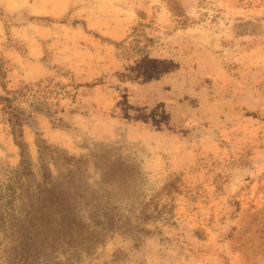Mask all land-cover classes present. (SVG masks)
I'll return each instance as SVG.
<instances>
[{
	"label": "rangeland",
	"instance_id": "374dc122",
	"mask_svg": "<svg viewBox=\"0 0 264 264\" xmlns=\"http://www.w3.org/2000/svg\"><path fill=\"white\" fill-rule=\"evenodd\" d=\"M0 57V264H264V0H0Z\"/></svg>",
	"mask_w": 264,
	"mask_h": 264
},
{
	"label": "trees",
	"instance_id": "16d2710c",
	"mask_svg": "<svg viewBox=\"0 0 264 264\" xmlns=\"http://www.w3.org/2000/svg\"><path fill=\"white\" fill-rule=\"evenodd\" d=\"M8 65H10L9 61L7 59H4L3 57H0V77L2 78L6 77L7 72L10 70V67H8ZM42 82H43L42 80H38L33 83L23 84V86L18 91H15L14 93L16 94V96L18 95H21L22 97L30 96L33 100L37 102V104L38 103L47 104V103H44L46 102L44 101V99H45V91L48 89L47 88L48 84L43 85ZM1 87L3 88V90L6 91L7 94L12 93V91H9L6 89L4 83H1ZM59 90H62V89H59ZM58 93H60V91L57 90L55 94H58ZM14 98L16 97H13L10 99L7 96L6 97L0 96V100L6 101V107L11 110H15L17 108L16 105H12V101L14 100ZM46 110L48 111V105L46 106ZM19 112L21 113L22 111H14L12 113V115L15 118V121H17L19 118L18 117ZM19 146L21 148V153H20L21 160L18 165V169L24 170V172L27 174L30 172L29 163L27 162L26 156L23 153L22 146L20 144ZM59 195L56 192V193L51 194V197L57 200ZM56 202L57 201H54V203L52 204H55ZM57 208H59V206H57ZM71 210L72 209L68 207L66 209V212H69V214L60 216L61 214L58 212V209H56L55 210L57 212L56 218L54 219L52 218V220L51 219L44 220L43 217L38 216L37 218L34 215H30L29 217H27V220L20 219V218L17 219L19 222L18 226L21 228V230H19L20 232L17 235H14L15 243H14V248H13V253H14L13 260H17L21 262L25 261L29 253L36 254L38 252L37 250L38 246H41L42 248H48L50 252L54 251L55 244H57L58 242H62L63 241L62 238L66 236V232L65 233L64 231L62 232L61 224L67 225V227H70V228H73L77 225L76 220L70 217L71 212H72ZM105 214H106L105 216L107 217L103 218V220L100 222L94 221V223L102 224V228H106L110 230L111 228L114 227L115 221L112 217L108 216V213H105ZM44 221H45L44 225H47L48 223L50 224L55 223L57 225L55 227L57 231H55V233L52 232L50 234H44L40 238L42 243H38V232H36L35 230L40 226V223ZM77 222L80 223L79 220ZM55 228H53V231Z\"/></svg>",
	"mask_w": 264,
	"mask_h": 264
}]
</instances>
